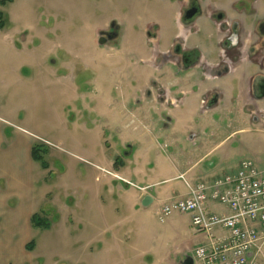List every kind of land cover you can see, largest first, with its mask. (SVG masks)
Returning a JSON list of instances; mask_svg holds the SVG:
<instances>
[{"label":"rangeland","instance_id":"rangeland-1","mask_svg":"<svg viewBox=\"0 0 264 264\" xmlns=\"http://www.w3.org/2000/svg\"><path fill=\"white\" fill-rule=\"evenodd\" d=\"M200 1L202 14H210L211 11L213 14H239L246 21L264 14V0ZM189 2L0 0V122L7 127L5 135L17 129L23 130L37 145L47 149L45 161L48 168L41 170L36 164L34 196L38 206L36 212L48 222L49 227L33 231V264H105V251H97L98 244L93 246L95 252L91 254L78 248L79 234L74 227V219L79 213V202H83L80 193L86 187L88 194L84 200L89 197V192L92 197L96 184L94 176L98 178L103 174L112 178V172H120L129 165L122 155L124 144L136 142L135 156L129 161L134 164L140 159L148 145L140 144L138 134L141 125L150 122L141 110L150 112L154 122L159 116L153 103L145 104L139 94L135 96L128 88L139 70H149V66L144 64L145 58L137 53L134 57H126V41L111 50L107 35H101L106 43L96 47L93 43L97 32L95 27L110 17L114 18L110 26L115 20L126 24L128 20L157 19L164 25L168 24L167 31L177 30L174 14L180 10L182 16ZM170 22L173 23L172 28ZM153 31L154 28L146 31L140 39L150 49H154L156 44ZM22 33H27V38L19 44ZM150 73L162 82H168V78ZM190 101L191 96L185 98L182 111ZM231 133L234 132L219 133L222 138L229 137L226 142H230L218 147L215 156L225 153L228 148L230 161H234L232 166L248 159L264 169V131L252 129L230 136ZM175 135L176 132L171 133L170 138ZM174 140L178 142V148H174L166 162L157 157L156 151L161 153L159 148L146 153L148 161L161 158L165 168L147 172L148 178H134L130 192L135 190L132 187L135 183L137 187L145 186L154 181L155 175L161 177L163 173L175 172L174 161L179 150H189L192 145L181 143L182 138ZM158 141H165L163 135ZM216 142L211 140L210 145L214 146ZM103 151L110 158V172L101 162ZM115 159L118 162L113 168ZM108 184L110 191L105 192L102 187L99 194L97 189L93 206L97 227L105 237L109 235L102 230L105 222L111 224L112 220L118 221L128 215L124 201L128 193H124L123 181L114 177L113 183ZM180 215L174 213L163 223L155 213L147 217L136 215L130 227L134 231L139 227L142 233V226L146 225L147 238L165 236L168 244L195 245L190 234V219ZM170 220L171 224L167 222ZM26 256L31 258V254Z\"/></svg>","mask_w":264,"mask_h":264},{"label":"crops","instance_id":"crops-1","mask_svg":"<svg viewBox=\"0 0 264 264\" xmlns=\"http://www.w3.org/2000/svg\"><path fill=\"white\" fill-rule=\"evenodd\" d=\"M196 2L198 14L185 22L181 20L178 5V14H174L177 30L172 28L173 23L170 22L172 30L167 31L168 24L164 25L157 19L128 20L126 24L115 20L110 26V21L114 19L110 17L102 21L104 25L102 23L95 27L97 32L93 43L96 47L100 45L101 35L110 33L112 37L107 42H110L111 50L126 41V57H134L136 53L142 55L145 58L144 64L149 66L150 71L168 78V82L164 83L149 70L143 69L128 84L132 94H139L147 105L153 103L155 111L159 113L154 122L150 112L141 110L144 117L150 120L141 125L138 134L140 144L148 145L146 153L159 148L162 154L156 151L157 157L165 161L174 153V148H178V142L174 140L176 137L182 138L181 143L192 145L189 150H179L174 161V173H163L161 177L155 175L154 181L145 186L137 187L135 183L132 185L135 190L130 192V184L134 183V178H148L147 172L161 171L165 167L161 158L154 162L148 161L146 153L132 164L129 159L135 156L136 142L124 144L122 155L129 165L112 174L123 181L124 193H128L124 196L128 215L118 221L112 220L111 224L105 222L102 230L109 233L106 237L97 227L93 206L96 204L97 189L99 194L102 187L105 192L110 191L108 183H113L114 177H104L103 174L98 178L94 176L95 193L91 197L89 192V197L85 200L88 189L83 188V193H80L83 202H79V213L74 219V227L79 234L78 248L91 254L95 252L93 246L98 244L97 251H105V264H181L188 259L193 264H198L193 260V251L207 242L205 236L195 235L190 229L195 245H179L176 242L168 244L165 236L147 238L146 225L142 226V233L139 227L134 231L130 225L136 215H157L160 203L184 197L188 186L198 182L211 184L217 178L236 172L241 161L232 166L234 161H230L228 148L220 156L214 154L218 147L230 142H226L229 137L219 136L220 132H249L252 129L264 131L254 118L255 114L262 118L264 116H259L264 113V97L256 98L252 93V84L261 72L258 63L251 58L250 41L235 49L232 42L225 40L227 30L222 26L226 24L229 28L231 24H238V33L252 40L256 33L254 21L249 18L246 21L239 14L225 12L226 14H221L225 20L222 23L213 11L202 14L201 1ZM151 28H154L155 34L154 49L147 48L140 42L143 33ZM26 38L27 33H22L19 44L25 42ZM180 40H183L181 51L187 54L185 62H180L179 55L171 52L176 41ZM223 64H227L228 72L223 71ZM188 96H191V101L186 110L182 111L181 105ZM203 100L205 105L202 107ZM172 103L176 105L173 106ZM176 120L183 122L178 123ZM6 131L7 127L0 122V264H33L34 249L32 252L28 251L26 246L32 241L33 231L36 230L31 225V217L37 214L38 208L34 196V174L38 163L31 157L32 147L36 143L26 131L17 129L5 135ZM174 132L176 135L170 138V134ZM162 135L165 139L163 143L158 141ZM211 140L218 142L211 146ZM101 162L105 163L104 167L109 171L110 158L105 151ZM117 162L118 159H115L113 168ZM147 197L148 200H145ZM92 200L95 202L93 205ZM207 211L219 216L230 215L227 209L210 201L207 202ZM167 222L171 224V220ZM225 235L219 228L215 229L216 237ZM28 254H31L30 259L26 256Z\"/></svg>","mask_w":264,"mask_h":264},{"label":"built area","instance_id":"built-area-1","mask_svg":"<svg viewBox=\"0 0 264 264\" xmlns=\"http://www.w3.org/2000/svg\"><path fill=\"white\" fill-rule=\"evenodd\" d=\"M201 105H205L204 100ZM256 117L260 128H264V117ZM209 201L224 207L230 215L209 213ZM174 213L188 215L193 232L207 239L193 251L196 263L264 264V169L251 160H242L234 174L211 184L195 183L188 186L184 197L159 204V222ZM216 228L226 235L216 237Z\"/></svg>","mask_w":264,"mask_h":264},{"label":"flooded vegetation","instance_id":"flooded-vegetation-1","mask_svg":"<svg viewBox=\"0 0 264 264\" xmlns=\"http://www.w3.org/2000/svg\"><path fill=\"white\" fill-rule=\"evenodd\" d=\"M194 7L198 9V5H197L196 0H190L185 11L188 9H192ZM185 11L183 12V14L181 16V20L183 22H185V20L183 19ZM221 14L222 13L216 14L215 17H217L218 15H221ZM253 21H254V32H256V33L253 34L254 37L252 38V40L243 38L238 33V29H239L238 24H231L229 26V28H228V26H226V24H223V25L220 24V25H222L223 28L227 30V35H226L225 40L228 41L229 43L232 42L234 44L235 49L241 48V46L243 45L244 42L250 41L251 46L249 47V51L251 53L250 54L251 58L254 61H256V63H258V66H259L260 72H261L260 74H258L255 77V80L252 84V93H253L254 97L262 98V97H264V14L259 16V17L257 16V18ZM220 22L224 23L225 20L222 18L220 20ZM107 37L111 38L112 34L108 33ZM182 44H183V40L176 41L171 52H172V54L175 53V54L179 55L180 62H185V61H187V54L185 52L181 51ZM224 56H225V53H224ZM225 57L222 59H225ZM226 65L227 64L222 65L224 72H226V71L228 72V68ZM260 115L262 116V115H264V113L259 114V116ZM256 116L254 117L255 119H257Z\"/></svg>","mask_w":264,"mask_h":264},{"label":"trees","instance_id":"trees-1","mask_svg":"<svg viewBox=\"0 0 264 264\" xmlns=\"http://www.w3.org/2000/svg\"><path fill=\"white\" fill-rule=\"evenodd\" d=\"M47 154V149L41 145L35 144L31 150L32 160L38 163L42 169L46 170L48 168L47 162L45 161V155ZM31 225L35 229H46L49 227L48 222L40 217L38 214H34L31 217ZM34 242L31 241L26 249L31 251L33 249Z\"/></svg>","mask_w":264,"mask_h":264},{"label":"water","instance_id":"water-1","mask_svg":"<svg viewBox=\"0 0 264 264\" xmlns=\"http://www.w3.org/2000/svg\"><path fill=\"white\" fill-rule=\"evenodd\" d=\"M196 14H198V9H197V8L194 7V8H192V9H188V10L185 11L183 19H184L185 21H189V20H191L193 17H195ZM216 18L220 21V20L222 19V16H221V15H218ZM104 43H105V42L102 41V39L99 40V44H100V45H101V44H104ZM145 200H148V197L145 198ZM181 264H193V261H192L191 259H188V260L184 261V262L181 263Z\"/></svg>","mask_w":264,"mask_h":264}]
</instances>
